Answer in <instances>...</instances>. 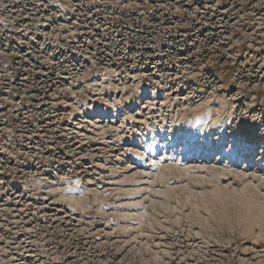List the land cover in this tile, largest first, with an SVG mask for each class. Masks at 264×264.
Returning a JSON list of instances; mask_svg holds the SVG:
<instances>
[{
	"label": "rangeland",
	"instance_id": "1",
	"mask_svg": "<svg viewBox=\"0 0 264 264\" xmlns=\"http://www.w3.org/2000/svg\"><path fill=\"white\" fill-rule=\"evenodd\" d=\"M0 264H264V0H0Z\"/></svg>",
	"mask_w": 264,
	"mask_h": 264
}]
</instances>
